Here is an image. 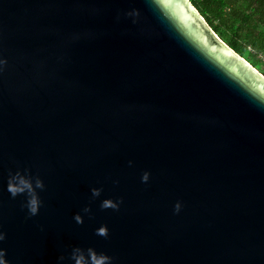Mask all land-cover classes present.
Listing matches in <instances>:
<instances>
[{"label": "water", "instance_id": "obj_1", "mask_svg": "<svg viewBox=\"0 0 264 264\" xmlns=\"http://www.w3.org/2000/svg\"><path fill=\"white\" fill-rule=\"evenodd\" d=\"M0 234L5 264H264V75L190 0H0Z\"/></svg>", "mask_w": 264, "mask_h": 264}, {"label": "trees", "instance_id": "obj_2", "mask_svg": "<svg viewBox=\"0 0 264 264\" xmlns=\"http://www.w3.org/2000/svg\"><path fill=\"white\" fill-rule=\"evenodd\" d=\"M211 29L238 55L264 59V0H190ZM253 66V65H252Z\"/></svg>", "mask_w": 264, "mask_h": 264}, {"label": "clouds", "instance_id": "obj_3", "mask_svg": "<svg viewBox=\"0 0 264 264\" xmlns=\"http://www.w3.org/2000/svg\"><path fill=\"white\" fill-rule=\"evenodd\" d=\"M144 179L145 180L147 179V174L145 175ZM20 184L23 187H29L28 183L24 180H21ZM10 190L15 195L17 192L22 191L23 188L12 185ZM104 206L105 207H108V206L116 207V205L111 204V202H106ZM177 207H179V206H177ZM30 211L32 214H36L38 211V201L35 197H33V199L30 202ZM76 219H77V221H80L79 216H77ZM100 234H105V229H101ZM3 239H4L3 234H0V241H2ZM5 251H6L5 249H0V257H3ZM93 258L95 259L96 264H105V261L110 259L109 257L104 256V255H101L99 257L94 256ZM0 264H5V261L2 258H0ZM81 264H82V257H81Z\"/></svg>", "mask_w": 264, "mask_h": 264}, {"label": "rangeland", "instance_id": "obj_4", "mask_svg": "<svg viewBox=\"0 0 264 264\" xmlns=\"http://www.w3.org/2000/svg\"><path fill=\"white\" fill-rule=\"evenodd\" d=\"M252 51L250 49L243 50V48L240 49V53L242 55V58L245 59L249 64L253 65V67L260 72L262 75H264V59L263 57H257V59L261 60L260 63L253 62L252 58L250 57Z\"/></svg>", "mask_w": 264, "mask_h": 264}]
</instances>
